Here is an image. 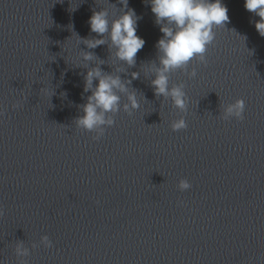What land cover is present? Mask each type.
I'll list each match as a JSON object with an SVG mask.
<instances>
[{
    "label": "clouds",
    "instance_id": "obj_1",
    "mask_svg": "<svg viewBox=\"0 0 264 264\" xmlns=\"http://www.w3.org/2000/svg\"><path fill=\"white\" fill-rule=\"evenodd\" d=\"M119 3L123 5L122 11L111 20L106 9L93 11L88 21L90 30L101 38L84 39L82 42L89 49L108 44L110 49H114L117 60L132 67L136 64L137 53L143 48L145 41L137 35V21L140 17L128 7V0H119ZM150 4L155 23L163 33L156 45L159 64L155 67V78L151 85L157 97L170 98L175 108L185 112L188 98L183 90L184 85L170 87L169 74L186 70L193 60L207 63L205 54L215 39L214 29L224 28L225 24L230 22L228 9L221 0H150ZM244 7L260 18L255 22V29L264 37V0H245ZM81 55L84 61L94 60L91 52ZM189 75L196 76V70L193 69ZM138 77L139 73H131L132 79ZM93 81L98 83L94 86ZM130 84L131 80L122 81L119 75L104 73L100 67L90 68L84 76L83 91H90L91 95L87 97V102L80 106L83 115L75 119V125L88 132H97L98 135L93 139H99L106 127L115 123L113 116L121 110V94L127 98V103L122 105L125 112L131 115L133 110L139 109L140 104L135 92L128 90ZM244 110V100L237 99L224 108L222 118L228 120L234 117L243 120ZM186 127L184 118L171 124L173 131ZM190 187L186 179L179 181L178 188L181 191ZM0 215H3L2 209ZM41 240L46 247L52 246L48 236H43ZM16 254L24 256L28 254V250L18 244Z\"/></svg>",
    "mask_w": 264,
    "mask_h": 264
}]
</instances>
